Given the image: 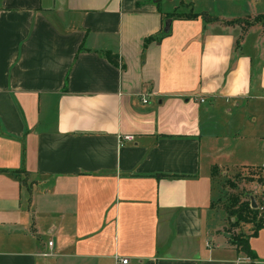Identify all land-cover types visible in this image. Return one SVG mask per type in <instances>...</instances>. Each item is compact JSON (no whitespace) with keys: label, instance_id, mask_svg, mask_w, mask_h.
Here are the masks:
<instances>
[{"label":"crops","instance_id":"1","mask_svg":"<svg viewBox=\"0 0 264 264\" xmlns=\"http://www.w3.org/2000/svg\"><path fill=\"white\" fill-rule=\"evenodd\" d=\"M181 6L264 14L0 0V264H250L211 221V171L264 165V29L170 19L144 49ZM249 245L264 264V227Z\"/></svg>","mask_w":264,"mask_h":264},{"label":"trees","instance_id":"2","mask_svg":"<svg viewBox=\"0 0 264 264\" xmlns=\"http://www.w3.org/2000/svg\"><path fill=\"white\" fill-rule=\"evenodd\" d=\"M201 17L207 23H218L224 26H240L242 28V35L239 37L236 44L243 37L244 33L253 25H261L264 29V14H257L255 16H247L245 18H237L231 20H224L218 17L210 16L205 12L195 14L191 10L186 14L178 13L177 10L173 13L164 16V21L167 19H178V20H191ZM168 34V32L166 33ZM163 34L151 35L143 40V48L145 49L151 42H159L160 39L166 35ZM105 56L113 63H115V58L117 56L110 53H105ZM244 170V169H242ZM245 170H255L258 175L257 182L263 183L264 186V170L260 167L257 168H246ZM255 173V172H254ZM254 174V175H256ZM222 172L217 168L213 167L211 171V184H212V199L210 203V208H217L216 206H221L224 210L225 216L228 221V228L225 226V232L230 235L229 243L234 249L242 254L243 256L250 259V264H259L255 262V254L251 250L249 245V240L256 237L258 231L264 227V190L259 194V198L252 193L241 191L239 193L232 194L229 192L226 185H231L235 187L233 182L230 180L226 181L223 185ZM217 180V192L214 189V181ZM216 192V193H215ZM252 201L255 203V207L252 206ZM245 225L251 226V232L244 233L242 227ZM223 227V226H222ZM236 229L237 232L233 233L232 230Z\"/></svg>","mask_w":264,"mask_h":264},{"label":"rangeland","instance_id":"3","mask_svg":"<svg viewBox=\"0 0 264 264\" xmlns=\"http://www.w3.org/2000/svg\"><path fill=\"white\" fill-rule=\"evenodd\" d=\"M188 11H189L188 8H186L185 6H181L177 12L181 13V14H186ZM41 127H43V124H41ZM254 174H256L255 170L233 169L230 172L222 174L225 178H222L223 180H221V181H222L223 185L226 184L227 180H230L233 182V184L235 186L233 188L229 184L226 185L229 192L232 194L239 193L241 191H245V192L252 193L255 196H257V195L259 196V194L264 190V186H263V183L257 182L258 175L257 174L254 175ZM217 184H218V182L215 179L214 189L216 192H217ZM216 207L217 208L212 209V212L210 215L211 221L213 222L215 228H219L220 231L225 232V227L228 228L227 217L225 216V213L223 212L224 210L222 209L221 206H216ZM242 231L244 233L251 232V226H249V225L243 226ZM232 232L236 233L237 230L233 229Z\"/></svg>","mask_w":264,"mask_h":264},{"label":"built area","instance_id":"4","mask_svg":"<svg viewBox=\"0 0 264 264\" xmlns=\"http://www.w3.org/2000/svg\"><path fill=\"white\" fill-rule=\"evenodd\" d=\"M145 102H146V100H143V103H145ZM200 102H203V100H201ZM122 141H133V136H130V135L123 136L122 137ZM262 169L264 170V165L262 166ZM48 246L49 247L52 246V243L49 242L48 243ZM47 255L48 254H44V256H47ZM242 261H248V262H250V259L246 257V258H243ZM119 262L121 264H127V260L126 259H122V260L120 259Z\"/></svg>","mask_w":264,"mask_h":264},{"label":"water","instance_id":"5","mask_svg":"<svg viewBox=\"0 0 264 264\" xmlns=\"http://www.w3.org/2000/svg\"><path fill=\"white\" fill-rule=\"evenodd\" d=\"M170 23H171V20H170V19H167V20L164 22V29H163V31H164L165 33L169 32V29H170ZM252 206H253V207L256 206L255 203H254V201H252Z\"/></svg>","mask_w":264,"mask_h":264}]
</instances>
